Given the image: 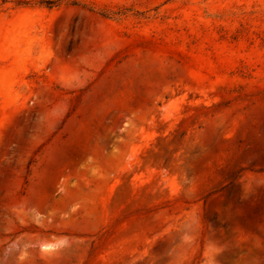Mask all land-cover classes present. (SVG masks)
Listing matches in <instances>:
<instances>
[{"label":"rangeland","instance_id":"obj_1","mask_svg":"<svg viewBox=\"0 0 264 264\" xmlns=\"http://www.w3.org/2000/svg\"><path fill=\"white\" fill-rule=\"evenodd\" d=\"M0 264H264V0H0Z\"/></svg>","mask_w":264,"mask_h":264}]
</instances>
